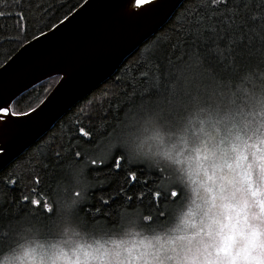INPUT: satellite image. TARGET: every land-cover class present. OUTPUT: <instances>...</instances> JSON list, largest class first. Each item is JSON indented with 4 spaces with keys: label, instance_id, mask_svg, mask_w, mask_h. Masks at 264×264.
Wrapping results in <instances>:
<instances>
[{
    "label": "clouds",
    "instance_id": "1",
    "mask_svg": "<svg viewBox=\"0 0 264 264\" xmlns=\"http://www.w3.org/2000/svg\"><path fill=\"white\" fill-rule=\"evenodd\" d=\"M170 93L135 101L104 157L153 171L155 211L86 216L89 161H68L50 211L0 226V264H264V71L194 70Z\"/></svg>",
    "mask_w": 264,
    "mask_h": 264
},
{
    "label": "trees",
    "instance_id": "2",
    "mask_svg": "<svg viewBox=\"0 0 264 264\" xmlns=\"http://www.w3.org/2000/svg\"><path fill=\"white\" fill-rule=\"evenodd\" d=\"M83 1L21 0V4L17 6L13 0H0V11L5 13L3 17H0V33H2L0 35V42H2L0 43V66L23 44L41 35V32L37 31L38 28H41L43 33L50 30ZM37 5H42L39 11H37ZM194 6L195 0H186L159 31L120 65L112 77L78 102L49 132L0 171V181L5 182L7 188L11 189L5 199L0 201V226L14 222L26 214L33 212L38 214L40 211L33 209L24 197H42L46 201L49 200L54 188L62 178L65 163L89 160L86 155L83 159L71 155L75 151V129L82 125L85 130L91 132L93 137H110L118 129L130 106L135 101L148 97L147 93L151 88V83L146 73L149 71L152 47L157 42L165 44L169 49L171 45L176 44L178 42L176 34L179 31L177 22ZM41 16H43V20H40ZM38 20L39 23H37ZM25 35L27 39H24ZM246 68L264 71V63H254ZM151 71L155 72V65H152ZM231 72L232 70L229 69V73ZM58 79L59 77H54L33 87L18 97L10 108L15 109L19 105L21 111L32 110L45 98ZM86 150L90 151L87 146ZM57 152L62 158L59 161L54 155ZM135 168L138 175L135 183H123L121 177L118 176L117 180L106 190L111 192L123 184L130 194H135L144 187L140 181L145 177L149 178L148 187L160 188V179L151 169ZM150 172L153 175H150ZM90 175L95 182L103 179L105 173L93 174L90 172ZM91 192L92 190L89 194ZM118 206L150 208L147 200L138 203L135 198L131 203L123 204L120 199H117L112 205V209ZM152 210L155 211V208Z\"/></svg>",
    "mask_w": 264,
    "mask_h": 264
},
{
    "label": "snow or ice",
    "instance_id": "3",
    "mask_svg": "<svg viewBox=\"0 0 264 264\" xmlns=\"http://www.w3.org/2000/svg\"><path fill=\"white\" fill-rule=\"evenodd\" d=\"M13 3L19 6L21 0H13ZM133 4L136 11L132 10ZM167 6V0H127L122 6V14L129 21L138 22L148 13L163 11ZM40 7L42 5H37V11ZM4 15L5 13L0 11V17ZM40 20H43V16ZM39 22L38 20L37 23ZM177 23L178 42L171 45L170 49L165 44L157 42L151 49V62L146 73L151 83L147 93L150 98L163 99L168 93L167 98L172 99L170 86H173V82L179 85L181 79L186 78L194 70L206 82L215 76L229 74V69L238 71L254 63H264V0H195V6ZM37 31L43 34L41 28ZM24 39H27L26 35ZM37 43L39 44V41ZM152 65H155L154 73L151 71ZM7 69L5 68L4 72ZM5 88L3 73H0V95L4 93ZM19 115L29 113L21 111L19 105L13 109L7 102L0 104V148L4 147V140L16 126L23 123L12 119L13 116ZM74 136L75 151L71 155L79 159L88 156L90 172L105 173L103 179L94 182L88 202L80 210L86 216L110 212L117 199H120L122 204L131 203L134 198L138 203L147 200L149 207L155 208L161 198H167V194L160 188L148 187V177L140 181L144 187L135 194H130L123 184L111 192L107 191V187L111 186L118 176L123 183H135L138 179L136 168L125 161L119 153L110 160L104 158L110 146L111 136L93 137L82 125L75 129ZM86 146L90 151L86 150ZM54 155L57 161L62 159L59 152ZM150 175L153 173L150 172ZM10 192L11 189L7 188L6 183L0 181V201H3ZM24 199L35 210L50 211L48 200L45 201L42 197Z\"/></svg>",
    "mask_w": 264,
    "mask_h": 264
},
{
    "label": "water",
    "instance_id": "4",
    "mask_svg": "<svg viewBox=\"0 0 264 264\" xmlns=\"http://www.w3.org/2000/svg\"><path fill=\"white\" fill-rule=\"evenodd\" d=\"M185 1L167 0L168 6L163 11L150 12L132 22L122 14L127 0H84L67 19L23 44L0 66L6 84L0 104L7 102L10 107L38 84L54 77L59 79L45 98L28 111L29 115L12 117L23 123L16 126L0 148V171L112 77Z\"/></svg>",
    "mask_w": 264,
    "mask_h": 264
},
{
    "label": "bare ground",
    "instance_id": "5",
    "mask_svg": "<svg viewBox=\"0 0 264 264\" xmlns=\"http://www.w3.org/2000/svg\"><path fill=\"white\" fill-rule=\"evenodd\" d=\"M132 10L133 11H136L137 9L135 8V5L133 4V7H132Z\"/></svg>",
    "mask_w": 264,
    "mask_h": 264
},
{
    "label": "flooded vegetation",
    "instance_id": "6",
    "mask_svg": "<svg viewBox=\"0 0 264 264\" xmlns=\"http://www.w3.org/2000/svg\"><path fill=\"white\" fill-rule=\"evenodd\" d=\"M46 201V200H45Z\"/></svg>",
    "mask_w": 264,
    "mask_h": 264
}]
</instances>
